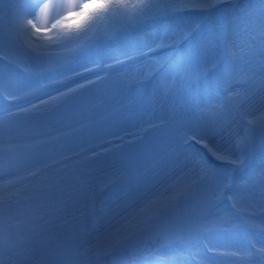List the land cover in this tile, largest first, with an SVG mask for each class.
Returning <instances> with one entry per match:
<instances>
[{
    "label": "snow or ice",
    "instance_id": "obj_1",
    "mask_svg": "<svg viewBox=\"0 0 264 264\" xmlns=\"http://www.w3.org/2000/svg\"><path fill=\"white\" fill-rule=\"evenodd\" d=\"M0 264H264V0H0Z\"/></svg>",
    "mask_w": 264,
    "mask_h": 264
},
{
    "label": "bare ground",
    "instance_id": "obj_2",
    "mask_svg": "<svg viewBox=\"0 0 264 264\" xmlns=\"http://www.w3.org/2000/svg\"><path fill=\"white\" fill-rule=\"evenodd\" d=\"M130 130H131V129H130ZM208 243H213V244H214V243H216V241H215V239H214V238L210 237V238H209V242H208Z\"/></svg>",
    "mask_w": 264,
    "mask_h": 264
},
{
    "label": "rangeland",
    "instance_id": "obj_3",
    "mask_svg": "<svg viewBox=\"0 0 264 264\" xmlns=\"http://www.w3.org/2000/svg\"><path fill=\"white\" fill-rule=\"evenodd\" d=\"M236 2H239V0H237ZM210 238V237H209ZM209 238H208V241H206V243H208L209 242Z\"/></svg>",
    "mask_w": 264,
    "mask_h": 264
}]
</instances>
